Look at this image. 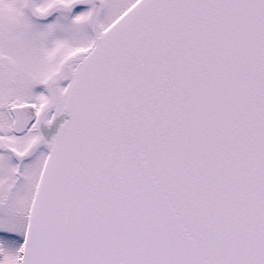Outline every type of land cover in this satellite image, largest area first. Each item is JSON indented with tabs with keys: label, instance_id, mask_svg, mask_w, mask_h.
<instances>
[{
	"label": "snow or ice",
	"instance_id": "6c2138e0",
	"mask_svg": "<svg viewBox=\"0 0 264 264\" xmlns=\"http://www.w3.org/2000/svg\"><path fill=\"white\" fill-rule=\"evenodd\" d=\"M0 264H264V0H0Z\"/></svg>",
	"mask_w": 264,
	"mask_h": 264
}]
</instances>
